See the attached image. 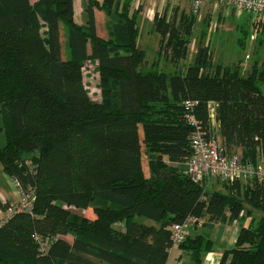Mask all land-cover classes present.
I'll use <instances>...</instances> for the list:
<instances>
[{"label":"trees","instance_id":"16d2710c","mask_svg":"<svg viewBox=\"0 0 264 264\" xmlns=\"http://www.w3.org/2000/svg\"><path fill=\"white\" fill-rule=\"evenodd\" d=\"M139 12L129 0H82L78 24L73 0H0V168L30 198L7 217L0 201V264H165L170 226L187 217L178 246L201 264L211 240L188 230L242 212L259 216L240 222L219 264H264V184L217 180L225 191L208 190L179 166L191 154L190 114L227 155L264 165V65L246 74L240 62L214 65L199 43L181 67L195 17L155 13L157 56L174 67L156 69L137 44Z\"/></svg>","mask_w":264,"mask_h":264},{"label":"rangeland","instance_id":"374dc122","mask_svg":"<svg viewBox=\"0 0 264 264\" xmlns=\"http://www.w3.org/2000/svg\"><path fill=\"white\" fill-rule=\"evenodd\" d=\"M33 1L35 0H31V2ZM188 10L189 13L195 17L196 14L192 12L191 4L188 7ZM224 11L225 10L223 6H220L219 9H217V7L214 8L208 6L206 9H204V12L201 14V16L195 19V22L192 25L191 36L189 37L190 42L188 45V54L186 59L180 64L181 67L193 61L199 43L208 47L211 55V61L214 65L221 64L223 66H227L240 62L242 74H246L253 62H257L258 65H264V31L258 32L257 28H255V26H251V24L250 26L245 25L240 27V25H238V18L235 15L243 12H237L234 9H229L227 12L228 14L226 15ZM144 15L145 17L142 18L146 22V17H150L151 12L146 9L144 11ZM245 15L246 14L243 13L240 20H247ZM250 21L252 22L251 16ZM151 25L140 24V34L138 36V44L144 48L147 56L146 59L148 60L149 65L153 63L154 58L156 60L155 56L157 50V40L159 38L158 34L153 31V28L151 29ZM241 29L246 30L241 31ZM243 32H247L248 35L243 38L244 42L240 43L239 39H242ZM162 57H160L159 66H157L156 69L162 71L164 70L166 72L172 71L174 67L167 64L169 63L167 58ZM154 63L156 65V62ZM94 71V66L92 64L86 63L83 69L84 85L89 92L90 98L92 100H98V79ZM142 159L143 169L145 174H147V160L144 155L142 156ZM179 166L184 171H186V162L180 163ZM1 171L0 193L4 196L3 200L5 203L7 202L8 204L17 206L18 202L22 198V195L17 185L13 181H8ZM211 189L225 191L222 182L217 180H212L208 185V190ZM247 207L248 206H246V208ZM84 214L86 216H92L90 210H86ZM253 214L256 218L259 216V213L257 212H253ZM241 215H239V218L242 220L240 221L238 218V224H240V222L242 224H246L249 222L250 218H254L252 214L245 215L242 212ZM189 231L190 229L188 232ZM65 238L71 240V237L69 236H65Z\"/></svg>","mask_w":264,"mask_h":264},{"label":"built area","instance_id":"2783aa9c","mask_svg":"<svg viewBox=\"0 0 264 264\" xmlns=\"http://www.w3.org/2000/svg\"><path fill=\"white\" fill-rule=\"evenodd\" d=\"M191 10L197 17L202 7L211 3L213 7L219 9H234L237 12L247 13L251 16L252 24L259 27L264 22V0H189ZM187 101L185 109L190 108ZM188 122L193 126L190 135L191 154L187 158L186 172L194 181L199 184L208 186L212 180L226 181L232 183L234 181L246 182L255 177L264 184V165L257 163L250 165L240 160L238 155H227L224 148L220 145L216 137H207L204 132L199 129L198 121L193 115L187 116ZM30 198L22 196L17 206L9 204L4 212V216H9L15 210L26 209L30 204ZM193 219L187 217L181 223H174L170 226L172 246L180 244L186 234L187 226Z\"/></svg>","mask_w":264,"mask_h":264},{"label":"crops","instance_id":"0c3cea01","mask_svg":"<svg viewBox=\"0 0 264 264\" xmlns=\"http://www.w3.org/2000/svg\"><path fill=\"white\" fill-rule=\"evenodd\" d=\"M100 1V0H99ZM126 1V0H121ZM128 1V0H127ZM132 6V9H137L140 7V12L138 13V28H139V34H140V24H146L151 25L153 23V17L154 14L157 13L159 16L162 14H173L177 13V15L183 13V12H189L188 7L190 6L189 0H129ZM213 7L211 3L205 4L202 9L200 10L199 15L195 19H197L201 14L204 12V9L206 7ZM148 10L151 12L150 17H146V22L142 17H145L144 11ZM188 10V11H187ZM225 14L227 15L228 10L224 9ZM73 11H74V20L78 24H82V0H73ZM140 14V16H139ZM243 13H238L235 16L238 18V25L240 27L249 25L253 26L252 22L250 21V16L247 13L245 16L247 17L245 21L240 20ZM94 18H95V26L97 34L100 37L105 38L107 35L106 29H105V22H106V15L103 10L101 9H95L94 10ZM150 19V20H149ZM151 25V29H152ZM257 28L258 32L264 31V22H261L259 27ZM246 29H241V31ZM154 31V30H153ZM256 31V32H257ZM158 34V33H157ZM259 34V33H258ZM248 35V33H247ZM139 36V35H138ZM159 36V35H158ZM159 40V38H158ZM158 40H157V48H158ZM143 42V39H142ZM244 42V40H243ZM137 44H138V37H137ZM139 45V44H138ZM139 47H141L139 45ZM142 48V47H141ZM144 49V48H143ZM146 54V52H145ZM147 57V56H146ZM156 60L154 58V62L158 63L160 62V57L157 56V50H156ZM162 58H166L163 56ZM169 62V61H168ZM168 65H171V63H167ZM172 66V65H171ZM1 171V170H0ZM2 172V171H1ZM3 173V172H2ZM4 177L11 181V178L7 177L3 173ZM14 182V181H13ZM4 196L0 193V201L4 202L3 200ZM1 216L3 215L2 210H0ZM245 222V221H243ZM239 224L237 220H233L231 222L227 221H221L217 223H207L206 220L201 221L199 224L193 226L190 231L188 232V235L193 237L195 235H203L211 240L212 243V249L210 251H205L202 254V260L201 264H219L220 258L224 251L231 249L236 241L237 234H238ZM165 264H189V254L186 250L181 249L178 245L172 246L169 249L168 256L166 259Z\"/></svg>","mask_w":264,"mask_h":264},{"label":"water","instance_id":"95a60500","mask_svg":"<svg viewBox=\"0 0 264 264\" xmlns=\"http://www.w3.org/2000/svg\"><path fill=\"white\" fill-rule=\"evenodd\" d=\"M197 183H199V182L197 181Z\"/></svg>","mask_w":264,"mask_h":264}]
</instances>
